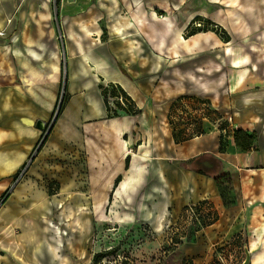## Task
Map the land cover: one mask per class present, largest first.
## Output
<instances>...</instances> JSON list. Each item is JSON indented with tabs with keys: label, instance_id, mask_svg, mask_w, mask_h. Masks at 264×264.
Segmentation results:
<instances>
[{
	"label": "crops",
	"instance_id": "obj_1",
	"mask_svg": "<svg viewBox=\"0 0 264 264\" xmlns=\"http://www.w3.org/2000/svg\"><path fill=\"white\" fill-rule=\"evenodd\" d=\"M187 1H61V24L67 35L66 102L38 157L71 161L75 169L82 163L88 178L85 198L101 201L89 208L90 213L100 214L105 208H111L113 214L125 212L119 222L144 225L156 234L181 221L186 206L207 202L215 221L193 239L184 238L176 251L191 264H215L218 250L238 234L251 233L256 246L263 236L264 63L248 62V55L235 52L233 44L254 39L264 45V0H203L209 8L223 12L224 17L217 14L214 19L229 31L227 43L212 31L182 36L184 24L180 26L171 16L160 19V13L154 11L178 10ZM32 2L0 0V42L15 34L16 15L21 16ZM41 8L47 10L46 5ZM14 56L22 58L24 54L15 50ZM32 58L40 59L35 53ZM49 60L46 69L51 74L58 66V56L52 54ZM109 85H119L139 114L108 118L100 86ZM180 96L203 97L217 114L213 121H203L204 135L176 144L168 114ZM27 103L40 104L22 90L0 85V200L10 193L2 206L14 195L17 187L11 191L9 182L27 165L26 160L38 161L31 154L42 138L39 123L52 119L46 109L43 115L26 111ZM159 108L166 128L162 138ZM229 117L232 122L222 133L226 147L220 151L217 122L227 126ZM234 129L255 134L251 151L242 152L236 146ZM226 175L232 179L235 198V205L229 208L215 182ZM119 177L122 179L115 187ZM57 184L58 193L49 196L61 193ZM8 215L17 219L20 213ZM37 238L29 251L31 264L34 260L40 264ZM6 243L0 239V256L6 259L3 264H22L19 252ZM260 259L250 257L249 264H264Z\"/></svg>",
	"mask_w": 264,
	"mask_h": 264
},
{
	"label": "rangeland",
	"instance_id": "obj_2",
	"mask_svg": "<svg viewBox=\"0 0 264 264\" xmlns=\"http://www.w3.org/2000/svg\"><path fill=\"white\" fill-rule=\"evenodd\" d=\"M72 1L76 0H70ZM91 1L95 3L96 0ZM43 5L47 6V10H42ZM56 5L57 0H33L26 10L21 11V16L16 15L19 21L15 34L0 42V85L7 84L13 90H22L23 94L40 103L36 107L25 104L23 109L26 111L35 110L43 115L42 111L46 109L47 114L52 113L50 122H45V127L41 129L42 138H39V142L49 131L48 125H52L65 97L64 50L67 35L61 24L64 12L60 8L57 10ZM154 11L160 13V19L171 16L180 26L184 24L182 36L186 34V26L195 16L202 18L197 23L201 24L202 29L209 30V33L214 28L213 30H217L221 36L223 32L229 35L227 28L214 19L217 14L224 17L221 9L209 8L203 0H188L178 10L168 7ZM214 24L219 26V30L215 29ZM219 39L224 42L222 38ZM261 47L264 45L254 39L233 44L235 52L237 50V53L248 55V62L256 64L264 63V50H261ZM223 48L225 51L226 47ZM15 50H21L24 56L16 58ZM34 53L40 59L34 60ZM52 54L58 56V66L50 74L46 67ZM193 97L206 100L200 96ZM192 103L196 104L194 101ZM115 104L116 102H112V108ZM20 109L23 110L22 107ZM163 114V109L159 108L160 138L166 133V128L161 123ZM217 123L218 127H224L223 122ZM134 135L136 136V133ZM137 148V144L134 145V153L131 154L136 155ZM38 154L39 151L32 152L31 158L38 157ZM39 157L36 163L26 160L27 165L9 182L11 191L17 187L14 195L5 206L0 207V239L6 240L8 247L19 252L20 263H32L29 251L32 245H36L33 241L35 237H38L39 241L37 246L40 264H181L185 261L177 253V247L172 245L171 240L177 232L175 229L179 232L186 230L188 226L185 221H177L156 234L144 225L125 223L123 220L122 223L119 222L120 217H125V212L113 214L111 208H105L100 214L90 213L89 208L100 204L101 201L85 198L84 193L88 192V178L84 174L82 163L75 169L71 161H45ZM126 175L123 173V176ZM57 182L61 185V193L54 197L49 196L48 193H58ZM9 213H20V216L17 219H9ZM93 223L96 224L94 227ZM262 234L263 236L258 238L259 246L255 245L256 238L251 233L238 234L228 246L218 250L215 264H243L249 256H259L264 262V229ZM44 238L47 241L43 240ZM32 249L34 251L35 246ZM3 257L1 254L0 264L6 261ZM35 262L34 260L33 263L36 264Z\"/></svg>",
	"mask_w": 264,
	"mask_h": 264
},
{
	"label": "trees",
	"instance_id": "obj_3",
	"mask_svg": "<svg viewBox=\"0 0 264 264\" xmlns=\"http://www.w3.org/2000/svg\"><path fill=\"white\" fill-rule=\"evenodd\" d=\"M62 0H57L56 9L58 10L60 3ZM201 17H196L190 26L187 27L186 30V36H193L196 33H206L209 32V30L202 29L201 27L192 28L193 23L197 21H201ZM215 29L219 30V26L214 24ZM214 29V28H213ZM211 29L212 32H214L216 35H218L220 38L224 40V43H227L229 41V35H226V32H223V29L220 28V31L223 32V36L219 34L217 30ZM226 35V36H225ZM101 95L104 98V103L106 107V111L108 112V118H117L123 115L133 116L136 114H139V111L135 109V104L131 100V98L123 91V89L119 85H109L108 87L100 86ZM123 97V104L120 102H116L115 107H111L109 103V98L115 99L118 96ZM196 102V104H193ZM66 102V98L62 100V103L59 108V113L57 114L56 118L59 117L62 114V111L64 109V105ZM170 112L168 114V123L172 127V137L173 141H175L176 144H182L183 142L189 141L193 138H197V136H201L205 134L204 124L203 121L205 119L209 120L210 122L214 120V117L212 118L215 111L211 110L209 108V102L207 100L200 99L199 97H193V96H180L176 100L173 101V103L170 106ZM185 114V115H184ZM217 114V113H215ZM218 117V116H217ZM221 118V117H219ZM56 119L53 120L52 125H48L49 131L51 132L53 123ZM227 123V122H226ZM228 124V123H227ZM229 128V124L227 126L224 125V127L221 129V144H220V151H223L226 147V140L224 139L223 132L225 129L227 130ZM232 129V128H231ZM234 131V139L236 142V146L242 151H251L254 147V143L256 142L255 134H250L249 132H244L241 130H233ZM49 132V133H50ZM227 132V131H225ZM47 137H45L41 142H39V146L36 150L38 152L41 150L42 146H44V143L46 142ZM130 162V158L127 157L126 159V169H128ZM121 177H119L115 182V187L118 186L119 182L121 181ZM215 182L217 185V188H219V192L221 195V198L223 200V203H225V206L227 208L232 207L235 205V198L233 194V187H232V179L230 176H222L219 178H215ZM228 191H230L228 194ZM10 193H5V195L0 200V207L4 205L7 201V198L9 197ZM207 202H199L197 205H205ZM188 211V206H186L182 212V216L180 220L184 222L186 217V212ZM202 224L200 226H188L186 227V230L184 231H177L172 240V245L177 247L182 243V240L193 239L195 233L199 232L201 228L208 226L212 224L215 220L212 217L211 212L203 217ZM172 228V227H171ZM181 264H191L190 261H183Z\"/></svg>",
	"mask_w": 264,
	"mask_h": 264
},
{
	"label": "built area",
	"instance_id": "obj_4",
	"mask_svg": "<svg viewBox=\"0 0 264 264\" xmlns=\"http://www.w3.org/2000/svg\"><path fill=\"white\" fill-rule=\"evenodd\" d=\"M198 16H195L190 22L189 24L186 26V30L187 27L190 26V24L192 23V21ZM194 25L196 27H201L200 23L194 22L193 23V27ZM121 96V95H120ZM116 97L115 99L109 98V103L110 106L112 107V102H120L121 104H123V97L121 96ZM114 104V103H113ZM226 122L228 124H231L232 120L229 117L228 119H226ZM44 123L42 128H44ZM210 213V204H205V205H197V204H191L188 205V211L186 212V217H185V224L187 226H200L202 224V218L207 216ZM222 261V259H221Z\"/></svg>",
	"mask_w": 264,
	"mask_h": 264
},
{
	"label": "bare ground",
	"instance_id": "obj_5",
	"mask_svg": "<svg viewBox=\"0 0 264 264\" xmlns=\"http://www.w3.org/2000/svg\"><path fill=\"white\" fill-rule=\"evenodd\" d=\"M230 49V48H229ZM19 58V57H18ZM240 67V66H239ZM42 126H43V123H39V129H42ZM125 186H126V184L124 183V184H122V186H121V188L119 189L120 190V192H119V194H121V192H123V189L125 188ZM66 233H64V235H65ZM249 260H250V256H249Z\"/></svg>",
	"mask_w": 264,
	"mask_h": 264
},
{
	"label": "water",
	"instance_id": "obj_6",
	"mask_svg": "<svg viewBox=\"0 0 264 264\" xmlns=\"http://www.w3.org/2000/svg\"><path fill=\"white\" fill-rule=\"evenodd\" d=\"M55 119H56V117H55ZM49 132H50V131H48V132H47V134H46V136H45V137H47V136H48ZM45 137H44V138H45ZM243 264H249V258H248V259H247V260H246V261H245Z\"/></svg>",
	"mask_w": 264,
	"mask_h": 264
}]
</instances>
